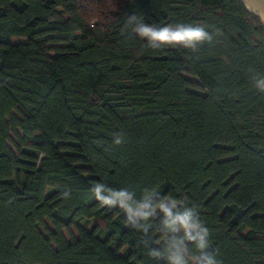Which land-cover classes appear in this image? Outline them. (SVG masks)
<instances>
[{"label":"trees","instance_id":"16d2710c","mask_svg":"<svg viewBox=\"0 0 264 264\" xmlns=\"http://www.w3.org/2000/svg\"><path fill=\"white\" fill-rule=\"evenodd\" d=\"M131 16L213 41L152 49ZM257 74L264 21L242 0H0V264H167L148 255L163 214L137 231L96 183L182 201L222 264H264Z\"/></svg>","mask_w":264,"mask_h":264},{"label":"clouds","instance_id":"9594fccd","mask_svg":"<svg viewBox=\"0 0 264 264\" xmlns=\"http://www.w3.org/2000/svg\"><path fill=\"white\" fill-rule=\"evenodd\" d=\"M262 19H264V14H262ZM128 26H133L132 31L140 38L146 39L147 46L152 49L180 46L196 51L198 45L213 41V35L200 25L152 26L131 16L125 27ZM252 79L254 86L264 92V75L257 74ZM114 143L123 144V136L117 135ZM92 191L95 199L102 206L121 208L127 217L126 224L137 231L147 233L150 227L148 222L156 216L157 210L163 214L159 230L164 236V247L163 250L150 249L148 252L150 257L164 259L167 264H222L215 254L208 251V228L203 225L195 209L187 207L182 201L165 197L154 202L157 193L149 190H145L143 198L137 200L134 192L124 188L116 190L102 183H96ZM62 196L67 199L70 193L63 192ZM190 245L195 247V254Z\"/></svg>","mask_w":264,"mask_h":264},{"label":"crops","instance_id":"0c3cea01","mask_svg":"<svg viewBox=\"0 0 264 264\" xmlns=\"http://www.w3.org/2000/svg\"><path fill=\"white\" fill-rule=\"evenodd\" d=\"M249 10L262 18L264 14V0H242ZM264 21V19H262Z\"/></svg>","mask_w":264,"mask_h":264}]
</instances>
